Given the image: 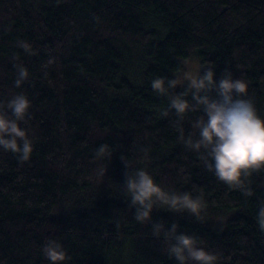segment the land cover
<instances>
[{
	"label": "trees",
	"instance_id": "obj_1",
	"mask_svg": "<svg viewBox=\"0 0 264 264\" xmlns=\"http://www.w3.org/2000/svg\"><path fill=\"white\" fill-rule=\"evenodd\" d=\"M193 55L217 80L225 69L244 79L264 117V0H0V103L29 97L23 126L34 143L28 162L0 150V264H49V240L67 264H177L123 193L136 168L206 203L201 221L161 208L153 221L179 224L220 264H264V171L241 188L218 181L184 143L203 113L164 116L168 99L150 87ZM17 64L30 74L20 88ZM102 144L113 150L104 176Z\"/></svg>",
	"mask_w": 264,
	"mask_h": 264
},
{
	"label": "clouds",
	"instance_id": "obj_2",
	"mask_svg": "<svg viewBox=\"0 0 264 264\" xmlns=\"http://www.w3.org/2000/svg\"><path fill=\"white\" fill-rule=\"evenodd\" d=\"M18 47L25 52L32 51L31 44L24 40L19 41ZM15 68L14 85L20 88L30 74L23 65L17 64ZM150 87L168 99V107L162 113L164 116L169 111L178 118L197 110L203 113L192 124L195 139L189 135L184 143L191 150L202 153L204 166L218 181L228 187L241 188L245 178L264 171V117L247 98L248 84L244 79L235 78L225 69L217 80L214 68L209 66L183 70L173 78H154ZM178 88L184 90L170 94ZM31 107L29 97L23 93L14 94L6 103H0V150L16 155L19 162H28L34 151L33 139L23 126ZM178 130L183 136V128ZM112 155L113 150L108 144L97 148L95 158L101 161L98 175L106 174L103 161L110 160ZM123 193L135 209V220L150 224L153 235L163 237L164 252L170 259L177 264H220L223 258L219 254L201 247L194 236L180 232L179 224L166 227L153 221V212L157 208L187 213L201 221L206 210L202 197H194L188 192L166 191L143 168L126 172ZM256 219L258 227L264 230V206L257 209ZM41 252L49 264H67L69 260L66 250L55 240L47 241Z\"/></svg>",
	"mask_w": 264,
	"mask_h": 264
},
{
	"label": "rangeland",
	"instance_id": "obj_3",
	"mask_svg": "<svg viewBox=\"0 0 264 264\" xmlns=\"http://www.w3.org/2000/svg\"><path fill=\"white\" fill-rule=\"evenodd\" d=\"M199 69H202V64L200 62V59L197 55H193L184 62L183 69L181 71H183V70H199Z\"/></svg>",
	"mask_w": 264,
	"mask_h": 264
}]
</instances>
